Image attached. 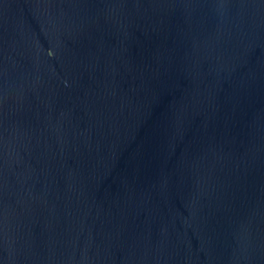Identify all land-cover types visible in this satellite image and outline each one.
Returning <instances> with one entry per match:
<instances>
[{
    "label": "water",
    "instance_id": "obj_1",
    "mask_svg": "<svg viewBox=\"0 0 264 264\" xmlns=\"http://www.w3.org/2000/svg\"><path fill=\"white\" fill-rule=\"evenodd\" d=\"M0 264H264V0H0Z\"/></svg>",
    "mask_w": 264,
    "mask_h": 264
}]
</instances>
